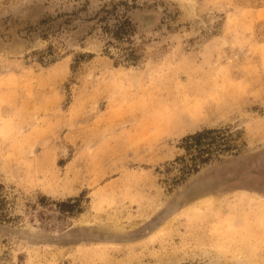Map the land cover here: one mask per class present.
<instances>
[{
	"label": "rangeland",
	"instance_id": "rangeland-1",
	"mask_svg": "<svg viewBox=\"0 0 264 264\" xmlns=\"http://www.w3.org/2000/svg\"><path fill=\"white\" fill-rule=\"evenodd\" d=\"M157 263L264 264V0H0V264Z\"/></svg>",
	"mask_w": 264,
	"mask_h": 264
},
{
	"label": "trees",
	"instance_id": "trees-1",
	"mask_svg": "<svg viewBox=\"0 0 264 264\" xmlns=\"http://www.w3.org/2000/svg\"><path fill=\"white\" fill-rule=\"evenodd\" d=\"M209 133H211V132L210 131H205V132L197 133L195 135L190 136L189 139L197 141L200 138H203L205 135H208Z\"/></svg>",
	"mask_w": 264,
	"mask_h": 264
},
{
	"label": "bare ground",
	"instance_id": "bare-ground-1",
	"mask_svg": "<svg viewBox=\"0 0 264 264\" xmlns=\"http://www.w3.org/2000/svg\"><path fill=\"white\" fill-rule=\"evenodd\" d=\"M13 45H14V43H13ZM16 46H17V45H16ZM15 48H16V47H15ZM15 48H14V49H15ZM12 49H13V48H12ZM17 49H18V47H17ZM7 52H8V51H7ZM192 125H195V124H192ZM168 257H170V256H168ZM168 257H167V258H168ZM175 258H176V257H175ZM159 259H160V258H159ZM165 259H166V258H165ZM165 259H164V263L166 262ZM168 259H170V258H168ZM171 259H174L173 256H172ZM161 260H163V259H161ZM174 260H175V259H174ZM174 260H172L171 262H173ZM177 260H178V259H177ZM156 261H157V260H156ZM168 261H169V260H167V262H168ZM161 262H162V261H161ZM176 262H177V261H176ZM162 263H163V262H162ZM162 263H161V264H162ZM169 263H170V261H169ZM174 263H175V262H174ZM157 264H159V263H157Z\"/></svg>",
	"mask_w": 264,
	"mask_h": 264
}]
</instances>
